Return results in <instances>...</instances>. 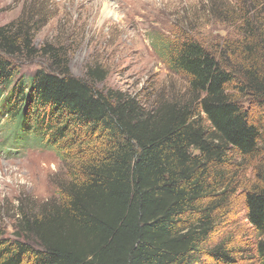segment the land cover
<instances>
[{
	"label": "trees",
	"instance_id": "obj_1",
	"mask_svg": "<svg viewBox=\"0 0 264 264\" xmlns=\"http://www.w3.org/2000/svg\"><path fill=\"white\" fill-rule=\"evenodd\" d=\"M250 20L235 61L195 39L159 41L187 83L186 98L156 100L99 89V67L73 76L49 44L40 51L56 70L17 79L12 59L35 51L32 38L21 23L0 26V102L14 119L0 147L72 161L55 195L19 200L10 233L0 223V264H264V29ZM238 192L254 254L219 239Z\"/></svg>",
	"mask_w": 264,
	"mask_h": 264
},
{
	"label": "rangeland",
	"instance_id": "obj_2",
	"mask_svg": "<svg viewBox=\"0 0 264 264\" xmlns=\"http://www.w3.org/2000/svg\"><path fill=\"white\" fill-rule=\"evenodd\" d=\"M244 16L264 29V0H0V26L21 23L35 48L34 52L22 49L12 59L17 79L41 68L56 70L51 56L40 51L49 44L64 55L73 76L85 77L88 68L99 67L106 73L97 83L99 89H120L152 100L186 98V77L170 72L159 41L195 39L214 53L225 50L235 61L229 49L244 40ZM25 105L24 100L17 101L15 112ZM0 106L2 140L14 119L6 118L1 102ZM18 152L0 155V223L8 233L13 221L8 216L18 201H45L56 194L72 169L69 156L62 158L50 147L25 145ZM244 174L247 184L252 172ZM240 192L219 239L231 237V245L240 251L252 247L254 254L256 237Z\"/></svg>",
	"mask_w": 264,
	"mask_h": 264
}]
</instances>
